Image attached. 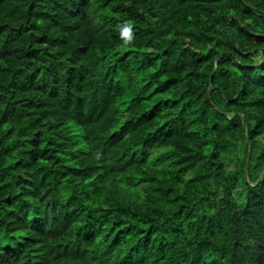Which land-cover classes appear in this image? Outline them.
<instances>
[{"label":"trees","instance_id":"16d2710c","mask_svg":"<svg viewBox=\"0 0 264 264\" xmlns=\"http://www.w3.org/2000/svg\"><path fill=\"white\" fill-rule=\"evenodd\" d=\"M263 171L264 0H0V264H264Z\"/></svg>","mask_w":264,"mask_h":264},{"label":"water","instance_id":"95a60500","mask_svg":"<svg viewBox=\"0 0 264 264\" xmlns=\"http://www.w3.org/2000/svg\"><path fill=\"white\" fill-rule=\"evenodd\" d=\"M242 123H243V127H244V125H245L244 118H242ZM262 175H264V171L262 172Z\"/></svg>","mask_w":264,"mask_h":264}]
</instances>
